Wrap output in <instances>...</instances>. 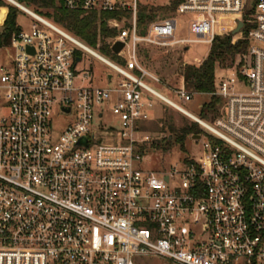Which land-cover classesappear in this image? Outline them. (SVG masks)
Listing matches in <instances>:
<instances>
[{
    "label": "built area",
    "instance_id": "obj_1",
    "mask_svg": "<svg viewBox=\"0 0 264 264\" xmlns=\"http://www.w3.org/2000/svg\"><path fill=\"white\" fill-rule=\"evenodd\" d=\"M5 1L35 23L13 35L12 65L0 67V264H264V0H183L143 25L139 0H60L83 16L110 15L107 43L124 45L123 66ZM178 14L190 16L186 38H177ZM222 27L246 32L248 53L233 76L218 78L221 104L206 122L144 82L160 80L138 47L212 46ZM80 51L124 81L108 75V86H93L77 70ZM172 91L183 104L196 95ZM156 100L208 132L207 141L193 135L203 158L142 169L151 138L141 123Z\"/></svg>",
    "mask_w": 264,
    "mask_h": 264
},
{
    "label": "rangeland",
    "instance_id": "obj_2",
    "mask_svg": "<svg viewBox=\"0 0 264 264\" xmlns=\"http://www.w3.org/2000/svg\"><path fill=\"white\" fill-rule=\"evenodd\" d=\"M7 2V1H5ZM173 0H139V4L142 8H165L160 12L162 16L170 15L165 11L166 7L170 6ZM9 3V2H7ZM29 9L35 13L46 17L41 10L33 5H26ZM7 12V8H0V20L4 14V10ZM48 18V17H46ZM189 15L178 14V26L179 32L177 38L187 37V22ZM49 19V18H48ZM4 21V20H3ZM53 21V20H51ZM35 23V20L25 13L19 11L17 17V24L28 29ZM0 24L2 25L1 21ZM61 27V26H60ZM63 28V27H61ZM66 30L65 28H63ZM3 28L0 26V34ZM69 32L68 30H66ZM81 41L86 47L92 51L98 53L110 62L123 66L122 58L117 56L109 47L108 52H103L99 47L89 46L82 39L69 32ZM229 28H221L220 34L217 37L229 36ZM216 37V38H217ZM211 46L205 44L191 45L188 50H185L183 46H175L169 49H155L140 45L138 47V56L140 64L151 74L156 76L160 82L156 83L149 77L144 78V82L151 86L153 89L166 96L167 98L182 105L187 111L203 121H210L209 116H204L201 106L205 105L209 101V96L196 94L194 100L190 103L183 104L181 100L174 94L172 90L182 88L184 85L183 72L187 66H196L201 64L210 52ZM80 57L82 58L81 64H79L77 70L84 73H90L93 77L91 84L96 87H106L110 83L107 82V76L112 75V85H118L124 81V78L108 67L106 64L95 58L93 55L80 51ZM13 50L10 47H6L0 50V67L9 68L12 65ZM240 59L238 58L237 62ZM233 69L218 70L217 75L220 77H231L235 74ZM110 124L113 119L107 118L103 120ZM184 127L193 128V131L185 139H179L180 129ZM175 129L174 138L168 140V133H172L170 129ZM141 130L144 134L150 136L151 142L146 146L145 161L142 164V169L147 171L160 172L165 169L173 167H180L182 161L185 158L200 160L206 154L204 145L195 140L193 135H201L202 138L207 141L208 132L198 123L186 118L170 106L165 103L156 100L151 119L141 123ZM155 140H160V144L154 143ZM136 264H169L157 258H141Z\"/></svg>",
    "mask_w": 264,
    "mask_h": 264
},
{
    "label": "trees",
    "instance_id": "obj_3",
    "mask_svg": "<svg viewBox=\"0 0 264 264\" xmlns=\"http://www.w3.org/2000/svg\"><path fill=\"white\" fill-rule=\"evenodd\" d=\"M16 1L24 5L35 6L50 20L73 33L89 46L99 47L101 51L108 52L109 44L107 39L115 35V31L110 30L105 21V17L110 15L104 14L102 19L96 14L83 16L78 12L65 10L59 5L60 0ZM182 1L173 0L165 11L174 12ZM0 8L8 9L7 12L3 9L5 12L0 20L3 28L0 34V50H2L10 45L13 35L20 30V26L17 24L19 10L15 6L5 2V0H0ZM164 9L152 8L148 10L147 8H142L139 14L140 24L146 23V19L151 21ZM245 33L241 35L242 37L231 34L226 37H217L206 59L200 65L187 66L183 72L184 85L188 91L198 95L209 96V101L203 105L204 116L208 117L211 114H217L218 107L221 104V100L213 95L218 81L217 71L240 69L243 65L244 57L247 55L249 47V43L245 39ZM238 58L240 59L239 62H237ZM170 131H172L170 135L174 138L175 129L172 130L171 128ZM192 131L193 128L189 127L180 129L179 139H185Z\"/></svg>",
    "mask_w": 264,
    "mask_h": 264
},
{
    "label": "water",
    "instance_id": "obj_4",
    "mask_svg": "<svg viewBox=\"0 0 264 264\" xmlns=\"http://www.w3.org/2000/svg\"><path fill=\"white\" fill-rule=\"evenodd\" d=\"M242 28H243V23H240L239 26H238V28H237V30H235V31L233 32V34H237V33H239L240 30H241ZM123 48H124V45H123L122 43H117V44L113 47V52H114L115 54H118V53H120V52L122 51ZM79 61H80V58H77L76 62L78 63ZM111 78H112V75L109 76V79H111ZM198 138H199V136H194V139H198ZM172 139H173V136L170 135V136H169V140H172ZM156 142H157L158 144L161 143L160 140H156Z\"/></svg>",
    "mask_w": 264,
    "mask_h": 264
},
{
    "label": "crops",
    "instance_id": "obj_5",
    "mask_svg": "<svg viewBox=\"0 0 264 264\" xmlns=\"http://www.w3.org/2000/svg\"><path fill=\"white\" fill-rule=\"evenodd\" d=\"M8 11V10H7Z\"/></svg>",
    "mask_w": 264,
    "mask_h": 264
}]
</instances>
